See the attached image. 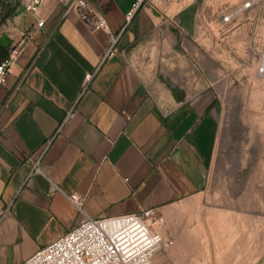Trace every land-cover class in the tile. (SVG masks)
<instances>
[{
  "label": "crops",
  "instance_id": "obj_1",
  "mask_svg": "<svg viewBox=\"0 0 264 264\" xmlns=\"http://www.w3.org/2000/svg\"><path fill=\"white\" fill-rule=\"evenodd\" d=\"M72 1L41 0L43 28L0 87V264H24L85 217L142 209L172 221L210 177L213 97L204 68L172 44L171 7L148 0L127 20L133 0H87L107 22L92 32ZM9 23L6 51L36 29L23 10ZM59 191L81 197L82 213Z\"/></svg>",
  "mask_w": 264,
  "mask_h": 264
},
{
  "label": "rangeland",
  "instance_id": "obj_2",
  "mask_svg": "<svg viewBox=\"0 0 264 264\" xmlns=\"http://www.w3.org/2000/svg\"><path fill=\"white\" fill-rule=\"evenodd\" d=\"M1 2L19 7L0 21V38L11 34L9 22L23 6L22 0ZM238 2L168 4L172 44L188 51L192 66L204 68L218 132L207 186L172 221L163 216V233L173 246L153 264H264V76L257 74L264 0L222 24Z\"/></svg>",
  "mask_w": 264,
  "mask_h": 264
},
{
  "label": "built area",
  "instance_id": "obj_3",
  "mask_svg": "<svg viewBox=\"0 0 264 264\" xmlns=\"http://www.w3.org/2000/svg\"><path fill=\"white\" fill-rule=\"evenodd\" d=\"M148 0H133L126 15H132ZM236 8L221 17L222 24H230L239 14L252 13L263 0H238ZM172 0H166L168 5ZM41 0L24 3L22 10L34 18L36 29L22 33L16 44L10 46L0 61V87L6 85L11 67L22 51L25 42L31 40L43 28L39 17ZM68 12L76 15L79 22L92 32L106 31L107 22L87 0H73ZM261 60L257 74L264 76V33L260 41ZM92 74H86L81 85L84 92ZM70 117L67 113L65 119ZM34 170H37L36 167ZM66 201L82 213L83 200L77 194L65 195ZM164 218L156 210H142L136 213L92 219L85 217L74 229L37 250L24 264H153L155 258L173 246V241L163 233Z\"/></svg>",
  "mask_w": 264,
  "mask_h": 264
},
{
  "label": "trees",
  "instance_id": "obj_4",
  "mask_svg": "<svg viewBox=\"0 0 264 264\" xmlns=\"http://www.w3.org/2000/svg\"><path fill=\"white\" fill-rule=\"evenodd\" d=\"M2 0H0V15H1V18H0V21H4L6 20L7 18L11 17L12 13L15 12V10L19 7L18 5L15 6V9H11V6L7 5L6 2L2 3L1 2ZM6 49L3 48L1 45H0V61L6 56Z\"/></svg>",
  "mask_w": 264,
  "mask_h": 264
},
{
  "label": "water",
  "instance_id": "obj_5",
  "mask_svg": "<svg viewBox=\"0 0 264 264\" xmlns=\"http://www.w3.org/2000/svg\"><path fill=\"white\" fill-rule=\"evenodd\" d=\"M9 41L7 40L6 36H2L0 38V45L3 47V48H7L9 46Z\"/></svg>",
  "mask_w": 264,
  "mask_h": 264
}]
</instances>
